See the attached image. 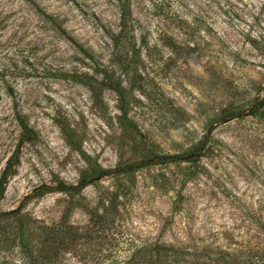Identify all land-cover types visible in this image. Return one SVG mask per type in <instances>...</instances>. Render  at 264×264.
<instances>
[{
  "label": "rangeland",
  "instance_id": "1",
  "mask_svg": "<svg viewBox=\"0 0 264 264\" xmlns=\"http://www.w3.org/2000/svg\"><path fill=\"white\" fill-rule=\"evenodd\" d=\"M85 157L116 174L49 190L77 184ZM6 166L0 213L66 231L54 264H137L142 245L177 249L175 264L257 259L264 0H0ZM0 234V264H30L1 241L5 216Z\"/></svg>",
  "mask_w": 264,
  "mask_h": 264
},
{
  "label": "trees",
  "instance_id": "2",
  "mask_svg": "<svg viewBox=\"0 0 264 264\" xmlns=\"http://www.w3.org/2000/svg\"><path fill=\"white\" fill-rule=\"evenodd\" d=\"M129 17V10H122L119 38H125L127 42H130V40L133 38V35L130 33V29L128 30L127 27ZM119 38L115 39L114 41L115 48L118 47ZM257 110L258 108L255 109V112H257ZM236 116H238V113H233L232 115L222 117L219 120L224 122L235 118ZM199 152L200 149L199 151L197 150L195 153L193 152L188 155L161 156L157 158V161L176 162L190 160L195 154ZM85 162L87 164V169L77 184L66 185L59 182L57 187L50 188L49 190L63 193L67 196L78 195L83 192L86 187L96 183L100 178L112 176L117 172L113 170L102 169L96 163H92L89 157H85ZM7 172L8 166L4 167L0 173V196L3 193ZM35 194L36 193H32L30 197L34 196ZM3 216H5V235L1 241H5V243L13 246L17 250L18 254L26 259L30 264H54L55 260L60 258V253L58 250H56V247L71 241L70 238L66 236V231H60L55 229L53 226L38 227L39 236L36 235L37 228L34 227L35 221L23 216L18 209L10 212L0 213V217ZM261 225L262 230H264V222H262ZM255 252V254L258 256L257 259L241 261L238 258H234L221 264H264V244L261 247V250ZM180 255V251L177 249H172L171 247L142 245L136 247L133 253V258L136 259L138 262L137 264H144V261L147 259L149 260L150 264H175L178 262Z\"/></svg>",
  "mask_w": 264,
  "mask_h": 264
}]
</instances>
